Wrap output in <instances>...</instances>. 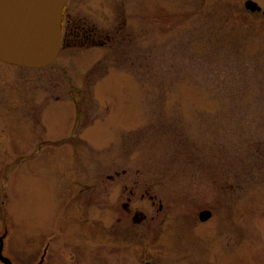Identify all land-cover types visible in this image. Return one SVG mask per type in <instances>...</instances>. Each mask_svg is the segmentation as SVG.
Segmentation results:
<instances>
[{
  "label": "rangeland",
  "instance_id": "374dc122",
  "mask_svg": "<svg viewBox=\"0 0 264 264\" xmlns=\"http://www.w3.org/2000/svg\"><path fill=\"white\" fill-rule=\"evenodd\" d=\"M245 3L74 1L75 19H113L97 22L109 51L38 70L0 61L3 261L104 264L111 236L140 235L122 209L138 187L143 235L200 252L190 224L209 209V264H264V14ZM146 189L168 218L149 222Z\"/></svg>",
  "mask_w": 264,
  "mask_h": 264
},
{
  "label": "flooded vegetation",
  "instance_id": "af4514ba",
  "mask_svg": "<svg viewBox=\"0 0 264 264\" xmlns=\"http://www.w3.org/2000/svg\"><path fill=\"white\" fill-rule=\"evenodd\" d=\"M74 1L78 5L82 4L84 0H68L66 7L63 10L61 51L56 60L47 68H53L63 52L67 50L96 49L98 47L102 48V50L107 49V51H109L111 47L109 46V43L112 42L114 35L111 34V31H108L107 33H100L101 31H98L99 26H97V22L99 24L102 22L105 25H111L113 23V19L104 17L98 19L97 22L94 19L89 18L81 20L75 19L74 14H72L71 11L68 13L72 7H75V5H71ZM84 7L85 5H82L81 9H89ZM261 12L264 14L263 8ZM63 77L66 78V76ZM110 179L112 180V177ZM123 188L129 193V197L126 198V202L122 204V209L124 210L123 215L124 213L127 217L132 214L134 215L131 220L134 224L141 226L135 231L140 235L132 236L129 235V231H127V233L123 236H118L119 239L115 238L116 236L114 235L111 236V242L115 243L117 241L118 245L111 247L108 245L107 247L102 246L99 248L101 251L108 253V255L103 257L104 264H115L116 262H120V264H209V221L215 217L214 213L211 212L212 217L204 222L200 220V213L198 212L194 215V217H192L189 230L190 237L193 241L194 247H196L195 244H198L199 246L202 245L203 250L197 253H185L182 247H180L178 239H175L174 237L169 238V241H163L165 237L160 235H143L148 232V227L146 225L148 216L143 213H139L138 211H133L130 207L131 202L134 200L133 198L138 194L140 189L138 187H134V189L127 187ZM146 197H148L152 208H156V206H158L156 215L151 216V221L149 222H153L157 217H163V219L169 217L168 211L165 212L164 205L157 202L158 198L151 193V189H146L141 195L142 200ZM115 207L116 203L113 204L112 208L115 209ZM203 211L210 210L204 209ZM118 222H122L121 219H119ZM124 222L126 223L128 220H125ZM95 230L97 229H93V234H95ZM97 232L100 231L98 230ZM133 244L139 248L137 249L139 257L136 255V257L132 259L131 252ZM153 250H155L156 253H154ZM124 254L125 262L123 261ZM105 257H109V260L107 258L105 259ZM99 261L97 260V262ZM87 262L88 264L91 263L90 261Z\"/></svg>",
  "mask_w": 264,
  "mask_h": 264
},
{
  "label": "water",
  "instance_id": "95a60500",
  "mask_svg": "<svg viewBox=\"0 0 264 264\" xmlns=\"http://www.w3.org/2000/svg\"><path fill=\"white\" fill-rule=\"evenodd\" d=\"M66 3L67 0H0V61L27 69L51 65L61 51ZM245 8L252 13L262 10L252 0L246 1ZM211 217V211L200 213L203 222ZM0 261L11 264L1 256Z\"/></svg>",
  "mask_w": 264,
  "mask_h": 264
}]
</instances>
